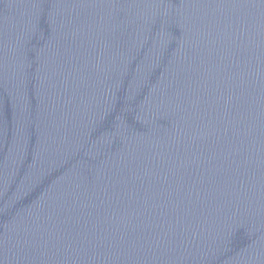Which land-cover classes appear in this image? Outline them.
<instances>
[{"label":"water","instance_id":"1","mask_svg":"<svg viewBox=\"0 0 264 264\" xmlns=\"http://www.w3.org/2000/svg\"><path fill=\"white\" fill-rule=\"evenodd\" d=\"M0 264H264V0H0Z\"/></svg>","mask_w":264,"mask_h":264}]
</instances>
